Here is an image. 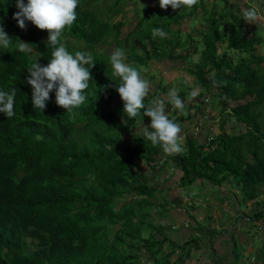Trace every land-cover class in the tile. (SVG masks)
I'll return each instance as SVG.
<instances>
[{
    "label": "trees",
    "instance_id": "16d2710c",
    "mask_svg": "<svg viewBox=\"0 0 264 264\" xmlns=\"http://www.w3.org/2000/svg\"><path fill=\"white\" fill-rule=\"evenodd\" d=\"M92 1L79 0L77 19L60 38L70 53L89 51L96 62L90 70L95 85L90 82L88 99L68 113L56 105L54 92L43 112L33 108L27 69L35 60L46 66L53 47L47 43V31L32 24L27 25V32L17 26L12 19L16 0H0V21L8 35L34 45L30 53L15 46L0 48V89L18 90L15 116L0 113V264H134L142 251L150 261L156 260L153 248L161 251L162 244L170 241L164 225L149 222L141 208L148 205L143 198L152 190L145 173L163 162L171 161L179 173V187L197 180L227 184L243 203L264 193V120L259 121L262 114L255 110L264 102L260 67L264 58L255 55L257 46L264 43L262 25L256 22L253 29H247L244 10L228 0H216L209 9L200 0L192 8L177 10H162L158 0H140L148 5L143 10L134 7L137 20L123 30L121 0L93 9ZM259 4L264 8V0ZM194 14L201 28L192 37L182 27L184 19ZM157 27L167 38L152 35ZM67 37L82 47L71 48ZM111 44L125 49L126 62L140 71L151 62L155 66L164 61L167 73L185 72L196 83V94L207 96L198 104L189 102L184 111L165 100L169 118L182 126V153H165L161 146L152 145L144 138L143 128L139 133L128 129L141 117L129 119L124 114L110 54L97 51V46ZM227 52L237 53L236 61ZM195 54L196 62L189 61L187 69L173 67L174 62L187 61ZM154 68L158 79L153 75L148 79L153 90L145 103L166 95V81L173 77L161 78ZM178 94L186 97L182 90ZM205 102L218 106L216 133L206 125L209 117L202 114ZM229 118L245 131L232 134L225 127ZM192 121L193 128L205 131L202 142L185 133ZM139 164L145 172H140ZM161 201L157 209L149 204L158 217L167 211L168 202ZM253 205L257 206L256 201ZM263 218L260 210L249 221L257 224ZM163 248L164 264H186L188 254L182 261L178 257L171 261L174 248Z\"/></svg>",
    "mask_w": 264,
    "mask_h": 264
},
{
    "label": "clouds",
    "instance_id": "9594fccd",
    "mask_svg": "<svg viewBox=\"0 0 264 264\" xmlns=\"http://www.w3.org/2000/svg\"><path fill=\"white\" fill-rule=\"evenodd\" d=\"M24 1L16 0L15 7L17 11L13 14L12 19L16 21L21 30H26L27 22H30V25L32 24L38 30L47 31V43L53 47L51 59L48 60L46 66H41L38 60H35L27 69L26 82L32 89L31 102L33 108L43 112L51 98L50 93L54 92L56 105L65 109L66 112L72 113L75 109L84 105L88 99L87 90L90 87V82L94 84L90 70L96 64L91 52L76 51L73 54L60 42L65 29L70 28L77 19L76 9L79 0H27V3H24ZM199 1L158 0L159 7L162 10L169 7V10H177L181 7L192 8ZM258 16L259 12L255 6L246 8L243 11V19L247 23L255 21ZM152 35L162 39L167 38V33L158 27L152 29ZM13 41H15V45H13ZM13 46L21 52L30 53L34 45L21 41L19 38L10 37L5 31L3 22L0 21V48L8 49ZM126 61L125 49L113 48L111 50L109 62L112 75L119 78L120 81L118 85L113 84L115 91L123 102L124 114L129 119L136 117H141L142 120L144 117L150 118V124L143 126L144 138L154 146H161L165 153H182L184 151L181 135L182 126L169 118L165 100L154 97L145 103L146 98L149 96L151 82L148 80L150 77L148 76L146 79L141 75V72L144 73L143 70L147 71V67L153 69V67L157 68L158 65H166V63L160 61L152 67L148 64L146 68H141L140 71L134 64ZM17 92L18 90L15 87L7 91L0 89V113H3L7 118L15 116ZM178 92L179 90L176 88L170 89L167 98L172 107L184 111L185 103ZM141 166L143 164H139L138 168ZM148 175L146 174V177ZM163 247L162 250L164 251ZM177 254L176 252L175 258Z\"/></svg>",
    "mask_w": 264,
    "mask_h": 264
},
{
    "label": "rangeland",
    "instance_id": "374dc122",
    "mask_svg": "<svg viewBox=\"0 0 264 264\" xmlns=\"http://www.w3.org/2000/svg\"><path fill=\"white\" fill-rule=\"evenodd\" d=\"M112 1H114V0H93L92 2H90L89 6H91L92 9H93V6L94 7L96 6L97 8L108 7ZM146 1H148V0H146ZM201 1L205 5V8L209 9L211 7V3L216 1V0H201ZM228 1L231 4L233 3V4L238 5L241 8V10H245L248 7L255 6L259 12L258 18L251 23L245 22L244 25L247 29H253V27L255 25H257L256 22H259L264 29V8L261 9V5L259 4V0H228ZM242 1H247V3L245 4ZM147 5H148L147 3L142 2L140 0H136V2L133 1L130 3L127 0H122V2L118 4V9L120 8V10L123 12L122 16L124 18L123 21L125 22V24H124L125 26L123 27L124 28L123 30H129V28L132 27L134 22L137 20L138 16L134 13V10H133L134 7H137V8L141 7L143 10ZM217 7H218V9H220L222 7V3L220 2L219 6H217ZM199 14H200V12H198V16H199ZM196 18H198V17L196 16V14H194L193 16H191L189 18L188 17L185 18L184 22H183L182 30L184 31V33L187 31H190L189 33L192 37H195L197 35V30L199 28H201V21L199 19L200 16L198 19H196ZM117 19H119L118 16L115 18L111 17L109 19V21L112 22V21H115ZM27 25H30V22H27ZM25 31L27 32L28 29L26 28ZM260 35L264 38V34L260 33ZM66 40L69 43V45L71 46V48L82 47V45L79 42H76L69 37H67ZM113 48H115L113 44H111L107 48H106V46L100 45V46H97V51L110 54V52ZM229 55H232L233 60L236 61V58L238 55L237 53L227 52L228 57H229ZM255 55H258V56H261L262 58H264V43L257 46V48L255 50ZM197 58H198V54H195L194 56H192L187 61H182L181 63L179 61H176V62H174L175 64L173 67H176V66L180 67L181 66V67H184L185 69H187L188 68V62L189 61H190V63L196 62ZM151 63H150V65L152 67ZM263 63L264 62H262L261 63L262 65H260L262 70H264ZM160 65H163L166 68V69H163V68H160L158 66V69L160 70L161 73H165V70H166V72L168 71L167 65H165V64H160ZM168 66H170L169 63H168ZM146 69H147V71L143 70L144 73L142 76H144L147 79L148 76L151 77V75H153L154 79H158L156 74L154 73L156 71V69L154 67H153V69H151L150 67H147ZM176 70H177L176 68L170 69V71H176ZM168 74L173 75L172 79L166 81L167 85L169 86V90L176 88V89L182 90L184 93H186V97L183 99L185 106L189 102H192V103L194 102L195 104H198L200 101H204V99L207 98L205 93L203 94V97L198 96L196 94V93H198L197 85L195 82L192 81L191 77H189L187 74H185V72L176 71V72H172V73H168ZM151 89L153 90L152 85H151ZM162 98L164 100H167V94L164 95ZM206 103L207 102L202 103V105H201L202 114L205 115L206 118L209 117V123H215L214 121H216L217 115H218V106L215 104H211L210 106H206ZM232 106H233V104L228 102L227 108H231ZM255 110L261 112L262 115H261V118H259V121L260 122L263 121L264 120V102L262 104L256 106ZM210 115L215 116L216 119H211ZM228 121L229 122H228V124L227 123L225 124V127L228 128L232 134H239V133H243L245 131V128L242 125L235 123L233 118H229ZM140 122H142V119H139V122L136 121L135 122L136 124L129 125L128 129H131L133 131V133L134 132L139 133L141 131V129L143 128V126H147L150 124V121H146V122L144 121L142 123H140ZM193 123H194V121H192V123L190 124L191 129H187L185 131V133L186 134H194L196 137L197 134H200L202 132V129L200 130V127H194L193 128V126H195V124H193ZM123 139L126 140L127 142H129L128 136H124ZM159 157L161 158V156H159ZM170 165H172L171 161H167L166 163L163 162L159 166V168L155 169V171L161 173L160 174L161 176H163L164 172H165V174H167L166 179L170 180L172 178L171 176H173L172 172H169ZM143 168H144V166L139 167L141 173L146 171ZM149 172L150 171L148 169L145 174L148 175ZM150 173H149V178H148L149 180L148 179L147 180H148V184H150V186H152V190H151V192H149L150 193V194H148L149 196L145 195V198H143L145 201V204H148V205L142 207L141 210L144 213L143 215L146 216V218L148 219L149 222H153V224H159V222H158L159 219H163L164 217H166V218L170 217V214H169V216L166 215L167 212L165 214L160 213L161 214L160 217H158L157 214H152V210H153L152 206H155L157 209L158 208L157 204L163 203V201H161V194H160V192H161L160 190H162L161 189L162 184H160L159 181H163L164 179L160 175H156L154 178H152ZM193 183L194 182H192L189 185L191 188H188L189 186L181 187V189H182V195L181 196H182V198L184 195L188 196L187 198L184 197V199H185L184 202L188 203L189 205L192 203L194 205V202H196L198 200V197L201 195L199 192L200 191L199 186H197V184H193ZM223 186L227 187L226 189L229 190L230 192L235 193V195H236L235 197L238 199L237 202L240 205L238 209L241 210V213L245 212L244 215L247 216L246 218H248V217L251 218V216L254 213H256L257 211L262 210L264 212V193H262V194L260 193L258 195V197H256L254 200L245 201V203H243L241 200V196L237 193V191L233 187H231L227 184H223ZM211 189H214V191H215V189H217V187L212 186ZM221 190L222 189H217V191H221ZM254 201H256L257 206L253 205ZM149 204H151L152 206ZM227 204H228V202H227ZM198 205L199 204H197V206ZM237 207H238L237 205L234 206V212L236 215L235 217H236V220L242 221V224L239 225L240 233L238 232L234 236V243L238 246V248L242 244H244L248 248L251 246V248H252L251 256H253L256 251L261 250V253H259V255L261 256L260 257V260H261L264 256L263 255V252H264V218L261 219L259 222H257V224H254L251 221H244L245 218L239 214V212L237 211ZM146 214H148V215H146ZM136 221L138 222V218ZM174 222L176 223L175 220H174ZM167 223H169V222L166 220V224ZM161 225H164V223ZM233 227L235 228V225L232 226V231L235 230ZM146 232H147V230H146ZM149 232L150 231H148V233ZM141 233H142V231H141ZM244 249H245V247H244ZM152 251L154 252V256H155L156 260L151 261V262L147 261L150 258V256L146 252H141L140 257H139L140 259L136 260L134 264H164V262H166L165 259L163 258L164 254L162 252V249H161V251H159L156 248H153ZM241 252H243V254H244V250H242ZM224 254L226 255V251H224ZM244 255H246V254H244ZM243 261H244V259H243ZM230 264H232V263H230ZM258 264H263V263H258Z\"/></svg>",
    "mask_w": 264,
    "mask_h": 264
},
{
    "label": "crops",
    "instance_id": "0c3cea01",
    "mask_svg": "<svg viewBox=\"0 0 264 264\" xmlns=\"http://www.w3.org/2000/svg\"><path fill=\"white\" fill-rule=\"evenodd\" d=\"M121 2L122 0L119 3ZM244 2L247 3V1ZM158 66L166 69L163 65ZM158 71L160 72L159 69ZM166 74H168L166 70L165 73L160 72V77L165 78L167 77ZM168 91L169 88L166 90V94ZM210 117L211 119H216L213 115H210ZM214 122L209 123L208 119L206 125L216 133L217 120ZM204 133L205 131L202 130L200 134L196 135L198 142L204 140ZM159 166L160 164L154 169H149L150 172L153 170L151 173L149 172L152 178L161 174L155 171ZM169 168V172H172L173 175L171 176L172 178L167 180V174L164 172L163 176L160 175L164 180L159 182L162 184V190H160L161 200L168 202L167 206H165L167 211L165 209L164 211L167 212L166 215L169 216L170 214V217L159 219L158 222L159 224L164 223V233L171 242L167 241L163 246L168 245L175 250L171 254V260L174 261L178 257L182 261L185 258L184 255L188 254L185 260L187 261L186 264H264V256L260 260L261 256L259 253H261V250L256 251L251 256V246L248 248L242 244L238 248L234 243V236L236 233H240L239 225L242 224V221L236 220L235 205L238 206L237 211L239 214L245 218L244 221H249V217L246 218L247 216L244 215L245 212L241 213V210L238 209L240 205L237 202L238 199L235 197V193L230 192L223 185H210L205 181L197 180L193 184L199 186L201 195L194 202V205L193 203L189 205L184 202V197L187 198L188 196L184 195L183 198L181 196L182 189L178 186L179 173L173 165H170ZM212 186L222 190L217 191L215 189L214 191V189H211ZM188 188L191 187L189 186ZM197 204L199 205L197 206ZM166 220L169 223L166 224ZM234 225L235 228H233L235 230L232 231V226ZM242 250H244L246 255L241 252ZM224 251H226V255ZM176 252L178 254L175 258ZM147 261L151 262L150 259Z\"/></svg>",
    "mask_w": 264,
    "mask_h": 264
}]
</instances>
